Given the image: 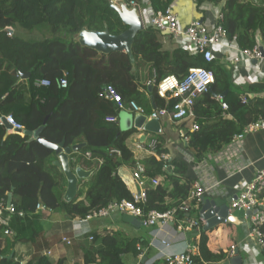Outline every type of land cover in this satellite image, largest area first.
I'll use <instances>...</instances> for the list:
<instances>
[{"label":"trees","instance_id":"16d2710c","mask_svg":"<svg viewBox=\"0 0 264 264\" xmlns=\"http://www.w3.org/2000/svg\"><path fill=\"white\" fill-rule=\"evenodd\" d=\"M132 1L151 5L155 11H166L175 0H125V3L131 6ZM195 2L198 11H202L205 3L222 4L228 36L241 47L251 49L258 40L264 44V0ZM17 27L45 29L51 37L27 40L16 35ZM106 27L113 35L127 29L119 13L111 8L110 0H0V197L8 200L12 193L16 209L8 225L4 220L8 213L0 214V264H21L4 254L17 243L30 242L39 236L42 228L39 203L48 210H63L69 219L83 220L111 202L133 199L118 173L121 166L133 172L142 166L145 178L158 180V184L149 182L146 186L147 201L143 204L146 212L172 209L187 197L197 179L195 162L219 152L247 124L264 116L262 88L236 85L230 70L218 58L206 62L203 54L189 53L173 43L169 34L153 27L138 32L132 46L134 64L125 51L105 55L79 43L77 35L82 29L104 31ZM166 36L169 43L165 42ZM195 67L212 70L216 77L195 102L191 122L197 123L199 129L187 131L189 140L183 141L184 149L195 162H188L177 149L168 161L172 168L164 171L165 160L161 155L169 152L164 132L151 134L147 140L139 139L150 155L138 156L135 143L139 130L121 129L118 116L122 109L115 100L106 98L104 90L112 88L124 103L136 101L150 114L153 109L175 102L158 95L161 80L170 74L182 80ZM20 73H30V78L19 81ZM64 77L68 81L66 88L60 86ZM37 79H47L50 84L44 89L36 88ZM220 96L228 105L226 111L222 109ZM8 114L24 125L25 131L32 132L48 118L41 137L52 144L64 139L65 147L84 144L70 155V165L73 168L84 163L94 166L95 172L81 182L77 198L70 202L63 200L64 173L60 165L52 163L53 149L18 132L6 136L8 128L1 119ZM152 139L157 140V146L150 152ZM110 149L119 150L121 155L111 154ZM88 151L90 158L86 157ZM98 159L101 164L96 162ZM20 211L25 215L19 216ZM6 226L14 230L13 236H4ZM196 242L199 251L192 256V264H221L228 260V252L210 249L208 230H202ZM146 245L142 238L126 237L121 232L95 234L90 248L94 256L86 264H124L125 253L138 255ZM96 255L101 257L98 262ZM25 264L53 263L41 255Z\"/></svg>","mask_w":264,"mask_h":264},{"label":"built area","instance_id":"2783aa9c","mask_svg":"<svg viewBox=\"0 0 264 264\" xmlns=\"http://www.w3.org/2000/svg\"><path fill=\"white\" fill-rule=\"evenodd\" d=\"M136 7L138 14L142 18L144 27H153L158 31L169 34L171 41L179 47L187 50L189 53H201L204 56L206 62H211L217 58L218 53H223L227 60H232L233 63H244L246 61L264 62V44L258 40V44L251 49L241 47L236 39H231L228 36V32L225 29L222 12V4L216 5L214 3H205L202 9L209 19V22L202 20H195L188 26H183L179 20L177 13L172 7L167 8L166 11H155L151 5L143 6L142 4L132 1L131 6ZM215 74L212 70H208L203 67L190 68L187 76L180 80L173 74L164 77L158 85V95L166 100L174 99L175 102L172 105H166L162 109H153L150 114L147 113L144 106L138 104L136 101H131L128 104L124 103L119 95L112 88L104 90L106 98L115 100L118 107L122 110L131 111L133 113L144 114L148 119H158L161 121L163 117H168L173 122H181L186 120H192L195 117L194 106L197 98L203 93L207 92L211 85L215 82ZM50 84L47 79H37L34 86L39 89H44ZM60 86L66 88L68 81L66 77L61 79ZM223 110L228 109V105L223 101L222 97H219ZM244 101L246 99L244 98ZM227 117V116H226ZM116 120V118H114ZM2 124L11 126L10 130L24 135L25 127L12 114L3 115L1 119ZM199 129L197 123H192L191 131ZM264 130V116L259 117L257 120L247 124L240 133L234 135L229 144L224 146L222 150L217 153H213V157L216 161L219 160L217 155L230 154L233 146L236 142H241L247 134L255 133L257 131ZM180 137L183 141H188L189 136L187 133L182 132ZM157 146V140L152 139L149 142L150 152ZM137 150H145V146L138 142L136 144ZM180 151L185 154V158L188 162H195L193 157L187 155L184 150ZM111 154L121 155L117 149H110ZM168 154H162L161 158L165 160L163 170L167 171L172 166L168 161L171 156ZM86 157H91V152H86ZM205 158L194 166L197 179L192 183L189 193L181 203L172 209L166 211H158L151 209L145 211L143 204L147 201L146 186L149 182L152 184H158L156 178H145L143 176L144 169L139 166V170L135 171L133 178L137 181L138 191L132 193L133 199H123L121 201H115L109 203L107 206L95 210L87 215L85 220L108 216L114 211L130 214L138 218L142 224L146 227H153L156 225L167 226L174 224L175 229L180 233H188L194 229L201 231V226L205 221L201 216L191 215L194 211L202 209L201 206L205 202L206 194L210 193L219 182L213 178L210 181L205 180L204 171L201 169L205 165ZM207 165V164H206ZM37 210L47 211V207L44 204L39 203ZM6 211L8 215L16 213V209L13 205H8V200L0 197V214ZM230 213L233 211H246L252 212L249 215L251 223L250 236L255 239L259 250L256 251L259 254L264 253V168L257 170L254 177L250 180H242L236 186V192L231 195V201L229 205ZM24 212L20 211L19 216H24ZM230 216L225 219V223H230ZM5 223L8 225L9 217H6ZM4 234L13 236L14 230L6 226L4 228ZM234 234L233 231L229 233L230 236ZM231 239V238H230ZM64 241L70 243V240L64 238ZM140 250V247H138ZM238 246L233 240H230L227 245L222 247V250L228 252V260L236 255ZM143 249L141 248V251ZM199 251L198 245H188L187 249L178 254H170L165 257L166 264H192V256ZM253 253V251H251ZM255 256V255H254ZM227 260V261H228ZM146 264H156L154 261ZM259 264V263H257Z\"/></svg>","mask_w":264,"mask_h":264},{"label":"crops","instance_id":"0c3cea01","mask_svg":"<svg viewBox=\"0 0 264 264\" xmlns=\"http://www.w3.org/2000/svg\"><path fill=\"white\" fill-rule=\"evenodd\" d=\"M172 8L177 13L183 26H188L195 20L209 22V19L206 17V14H209L205 13L203 9H201L202 11H198L195 0H175ZM168 40L169 38L166 36L165 42L169 43ZM216 56L230 70L232 80L236 85H240L242 88L245 87V89L248 86H257L264 90V62L246 61L238 64L233 63L232 60H227L223 53H218ZM261 95L264 96V92ZM120 119L121 117L118 116L119 124ZM164 122L169 126L166 127V130ZM161 125L162 132H164L167 141L165 147L169 150L168 153L164 154L173 156L177 149H182L187 155L193 157L184 149L183 139L180 137L182 132L187 133V131H191V120L173 122L168 117H163ZM168 128L172 129L170 133ZM7 130L6 136L11 132H15L9 128ZM143 133V130H139L137 133L135 148L139 142L138 140L142 139ZM150 135L145 140L149 139ZM136 154L141 158L150 155L146 150H137ZM217 157L219 158L218 161L214 159L213 154H208L205 158L206 163L201 169L204 171L205 180L210 181L215 178L219 182L218 186L206 194L205 201L209 199L214 201L217 207H222L226 204L230 205L231 195L236 192V186L242 180L252 179L257 170L264 168V130L247 134L241 142H236L230 154L220 153ZM57 160L58 157L55 154L52 163H55ZM96 162L101 164L102 160L98 159ZM198 163L195 162V166ZM79 166L83 170L89 171L90 174L88 177L79 180L78 191L81 182L90 179L95 172L94 166L88 167L84 163L76 164L73 168L70 165L73 170ZM60 169L63 170L61 165ZM118 173L132 193L138 191L137 181L133 178L134 172L131 169L127 166H121ZM64 183L67 189L65 174ZM231 189L233 193H230ZM63 200H65L64 196ZM204 205L205 202H203L201 208ZM124 214L114 211L108 216L83 221L79 218L69 219L63 210L60 209L42 211L39 222L42 228L39 236L30 242L17 243L4 256L10 259L14 258V262H20L21 264L29 261L34 262L41 255L49 257L53 264H57L58 262H63L64 264H86V260L94 256L90 248L95 234L121 232L126 237H140L147 242V245L143 247L142 251H139L138 255L133 252L125 253L122 256L124 264H146L152 261L156 264H166L165 257L167 255L181 253L187 249L188 245H197L196 240L200 239L202 230H205V223L201 226V231L194 229L188 233L178 232L172 223L167 226L156 225L146 227L141 225L139 227L125 222L123 220ZM230 214V223H223L219 227L208 230V245L210 249L218 251L227 245L230 240H233L240 250L243 264H264V253L261 252L259 254L256 252L261 251V249L259 250L255 239L250 236L251 223L248 212L233 211ZM191 215L199 216L200 212L196 210ZM231 231L234 232L232 236L229 235ZM2 238L4 239V237ZM64 238L69 239L70 243L64 241ZM2 249H5V243H3ZM144 257H146V260L142 262ZM100 260L101 257L96 255V261Z\"/></svg>","mask_w":264,"mask_h":264},{"label":"water","instance_id":"95a60500","mask_svg":"<svg viewBox=\"0 0 264 264\" xmlns=\"http://www.w3.org/2000/svg\"><path fill=\"white\" fill-rule=\"evenodd\" d=\"M117 1L119 2L117 3ZM110 4L111 8L115 9L119 13L120 18L127 29L119 35H113L107 27L104 31H93L84 28L77 35V39L81 45L89 47L101 54L108 55L117 51H125L129 54L131 62L134 64L135 59L132 52V46L138 32L145 28L142 18L138 14L136 7H128L125 0H110ZM29 78L30 73H20L19 81L28 80ZM149 90H151V87H149ZM47 119L48 118L45 119L44 125L46 124ZM44 125L34 132L25 131L24 135H28L30 140H37L54 150L58 157L55 164L62 166L64 174L67 178V189L64 199L65 201L70 202L77 196L79 180L88 177L90 174L89 171L83 170L80 166L75 170L70 167V155L73 152L79 151L84 144H77L73 147H65V139L59 144H52L45 138L41 137ZM120 125L122 130H128L131 128L143 130L144 133L142 141L145 140L149 134L162 133V125L158 119H148L146 115L140 113H130L123 116V118L120 119ZM6 126L11 129L10 125L6 124ZM12 203L13 194L10 193L8 197V205H11ZM251 213L252 212H248V215H251ZM229 214V204L217 207L215 202L209 199L205 201V205L200 210V216L205 221V230L219 227L225 222V219L229 217ZM123 220L139 227L143 225L138 218L127 213L124 214ZM145 260L146 257H144L142 262H145ZM221 264H243V258L240 255V250L237 249L234 257Z\"/></svg>","mask_w":264,"mask_h":264},{"label":"rangeland","instance_id":"374dc122","mask_svg":"<svg viewBox=\"0 0 264 264\" xmlns=\"http://www.w3.org/2000/svg\"><path fill=\"white\" fill-rule=\"evenodd\" d=\"M119 1H117L118 3ZM15 33L16 35L22 37V38H25L27 40H44L45 38H49L51 37V33L48 31V30H39V29H32V30H29V29H25L23 27H17L15 29ZM130 113H133L131 111H126V110H121L120 113H119V117L123 118V116L127 115V114H130ZM165 124V122H164ZM166 127H169L167 126V124H165L164 128L165 130L167 129ZM169 133L171 132L172 129H169ZM167 132V131H166Z\"/></svg>","mask_w":264,"mask_h":264},{"label":"clouds","instance_id":"9594fccd","mask_svg":"<svg viewBox=\"0 0 264 264\" xmlns=\"http://www.w3.org/2000/svg\"><path fill=\"white\" fill-rule=\"evenodd\" d=\"M131 8V7H130ZM11 31H12V29H11ZM161 122V121H160ZM227 261V260H226Z\"/></svg>","mask_w":264,"mask_h":264}]
</instances>
